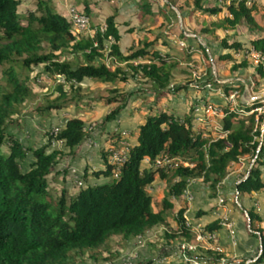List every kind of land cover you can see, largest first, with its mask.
I'll return each mask as SVG.
<instances>
[{"label":"trees","instance_id":"obj_1","mask_svg":"<svg viewBox=\"0 0 264 264\" xmlns=\"http://www.w3.org/2000/svg\"><path fill=\"white\" fill-rule=\"evenodd\" d=\"M75 1L83 4L80 11L89 16L87 2ZM210 1L183 0L176 7L186 16L188 13L190 16L194 13L217 15L222 7L211 5ZM19 3V0H0V78L3 79V83L0 81V264H69L70 259L79 260L78 256L85 254L91 257L101 254L105 260L114 258L113 244L142 237L167 223L168 210L174 206L170 198L181 201L190 180H199L214 197L230 166L248 156L257 154L249 174L236 183L235 188L238 193L258 192L264 188L260 169L264 164V132L261 130L264 114L245 116L221 107L224 113L221 128L212 132L210 138L203 133L202 123L194 127L193 106L186 116L178 118L169 110L153 112L156 107L149 105L150 112L137 126L135 141L117 178L113 177L109 157L121 138L119 130L107 140L108 147L99 150L103 168L91 171L98 183L86 184L74 193L61 188L53 195L49 182L56 178L53 174L60 175L57 166L61 160L73 157L86 141V123L80 117L67 118L56 135L51 133L45 144L36 147L26 145L12 132L20 120L24 122L22 114L49 117L71 105L85 103L81 83L89 80L112 87L104 98L90 101L112 107L103 118L104 125L126 108L133 92L120 89L132 84L130 79L135 80V84H147L150 89L142 88V91L155 95L157 102L188 86L171 87L178 63L161 54L155 38H142L141 48L122 52L121 34L114 15L105 18L104 27L90 24L92 33L78 34L71 22L56 11L52 0H35V10L23 17L18 11ZM225 7L227 15L212 22V29L202 28L201 34L206 36L216 29L233 31L245 23L250 32H262L250 44L264 57V29L252 15L253 8L248 7L245 0H232ZM139 8L141 19L154 13L151 1ZM180 37L185 41L193 38L185 37L182 32ZM237 37L223 38L220 48L229 52L216 54L214 58L218 65L222 61L233 62L231 73L249 65L246 59L235 61V54L248 50ZM184 45L178 48L188 53L190 44ZM254 70L256 87L264 79V61ZM45 78L53 84L50 92L40 98L34 82ZM207 84L211 87L208 92L220 87L213 79ZM222 86L224 94L236 90L233 84ZM237 87L242 89V86ZM201 100L210 103L205 96ZM58 141L62 142V147L50 149L51 144ZM64 151L68 154L64 155ZM160 155L188 165L142 167L145 158L153 163ZM156 175L170 183L160 210L153 209L152 196L147 190ZM101 176L109 180L99 182ZM185 211L184 206L177 209L173 231H162V252L175 241H189L193 237L185 226ZM247 212L253 229L252 222L259 221L260 217L253 210ZM203 213L197 212L196 217ZM219 227V221L214 220L205 229L215 232ZM255 231L260 234L262 252L249 264H264V233L261 229ZM212 254L208 261L217 264L220 256Z\"/></svg>","mask_w":264,"mask_h":264},{"label":"rangeland","instance_id":"obj_2","mask_svg":"<svg viewBox=\"0 0 264 264\" xmlns=\"http://www.w3.org/2000/svg\"><path fill=\"white\" fill-rule=\"evenodd\" d=\"M18 11L21 17L26 16L29 12L35 10V0H19ZM89 7V25L88 27L78 32V34H90L93 32L91 25L97 24L104 27V21L107 16L114 15L115 21L118 24V29L121 34L120 49L124 53H128L134 47H142L141 41L154 39L158 43L156 48L161 52L162 55L168 57L170 60L176 61L178 67L176 72L172 76L171 87L177 86H188L182 89L177 94H169L168 98H161L158 102L155 100V95L147 93L143 89H148L149 86L142 84H135L133 79H130L132 84L126 85L120 90L131 91L133 95L128 100L127 106L121 115H118L115 120L102 124L104 116L109 112L112 107L105 106L101 102L92 101L104 98L109 94V89L112 88L110 85H103L89 80H84L81 83V96L85 100V103L79 105H71L65 109L57 111L49 117H39L35 114L25 115L22 114L20 117L24 118L23 121L18 122V127L12 129V132L24 142L30 146H41L45 144L49 135L52 133L55 127L59 129L63 126L64 121L70 117H80L86 123L88 131V137L80 149L75 155L64 157L57 170L60 175L56 176L53 174V181L49 182L51 193L53 195L58 194L61 188L68 189L69 192L74 193L81 187H85L86 184H94L97 181L91 175L92 170H98L103 168V161L99 150L101 148H107V140L112 137V133L116 131L128 130L131 132L130 142L133 144L135 141L134 132L136 126L141 124L147 115L149 105L155 106L158 110H169L178 117L183 118L186 116L190 108L195 103H198L205 96L208 98L210 104L218 105L224 108H230L235 110L238 114L239 107H244L243 104L250 108L253 104H261L262 95L264 92V79L258 82V86L255 87L256 81L254 80L255 66L257 65L251 58L245 55V51L234 55L235 61L238 63L242 59H246L249 62L248 68L237 72L231 73L230 69L233 62L222 61L216 64L214 61L216 54H222L225 52L220 48V42L223 38H231L238 36L237 40L240 41L245 48H251L250 41L255 37L261 35L262 32H250L245 23H242L237 30L227 31L224 29H216L213 33H209L206 36L202 35L200 30L202 28H213L211 24L215 20L222 19L227 15L226 5L232 0H211V5L221 6L222 10L220 13L214 16L206 14H197L190 16L189 13L186 15L182 14L177 5L180 1L175 0H85ZM151 1V8H153V14L143 17L141 19V8L142 4ZM172 2V5L170 4ZM237 1V0H235ZM248 7L253 8L252 15L260 27L264 29V0H245ZM167 3L168 6H164ZM52 5L56 11L63 14L66 19L69 20V10L71 8L75 10H82L83 4L76 2L75 0H52ZM83 11V10H82ZM80 11V12H82ZM91 18V19H90ZM91 24V25H90ZM72 29L75 30L71 24ZM185 37L189 38L185 41L180 37V33ZM236 33V35H234ZM143 38V39H142ZM141 39V40H140ZM140 40L139 44L136 41ZM186 43L188 46V53L183 48ZM108 45V44H107ZM183 46V50L178 48ZM205 48L206 52L203 50ZM210 65V66H209ZM209 79L216 81L220 87L217 89L213 88L212 91L204 89ZM3 83V79L0 78ZM134 81V82H133ZM38 87H34L38 90L40 98L43 95H47L50 92L52 82L45 78L43 81L34 82ZM224 84H233L234 91H229L227 94L231 97L234 96V102H231L227 94H224ZM200 86V89H199ZM237 86H242V89H238ZM150 89V88H149ZM119 90V91H120ZM139 90V91H138ZM230 93V94H229ZM44 97V96H43ZM230 97V98H231ZM153 104V105H152ZM158 106V107H157ZM236 106V107H235ZM222 109V110H223ZM264 112V111H263ZM264 114V113H262ZM240 115H243L242 113ZM202 122V131L211 138V133L215 132L217 128H221V117L204 118ZM200 124H195L194 127ZM264 122L262 123V127ZM197 128V127H196ZM212 130V131H211ZM264 132V131H263ZM122 138V135H121ZM119 139V141L121 140ZM259 139V138H257ZM117 142V145L119 143ZM264 144V143H263ZM117 145L114 147L116 148ZM62 147L58 144H51L50 149H57ZM68 152L64 151V155ZM254 157L248 156L242 158V161L238 164H233L228 170V175L218 184V191L214 197L210 196V190L204 189V186L199 180H190L189 186L193 194L192 200H188L185 197L181 201L170 198V201L174 205L168 210L167 223L161 224L151 229L146 235L142 236L141 239L134 238L127 242H121L113 244V250L115 256L109 260L104 259V255L98 254L97 256L91 257L89 254L78 256L79 260H71L69 264H120L124 258H134L131 264H145L146 262H153L156 258L162 256V231L171 232L175 226V215L177 209L181 206L186 207L185 217L189 219L191 216H196L197 212L200 211H211L212 204H215L218 198L223 200L231 198L234 199V186L237 179H242L248 174V169L252 165ZM264 160V153H263ZM255 162H253L254 165ZM152 164L142 161V167H150ZM153 167V166H152ZM260 167H264V164ZM72 171H75L73 173ZM170 175V174H169ZM75 177H79L82 181V186H77ZM109 178L100 177L99 182L108 181ZM98 183V182H97ZM170 183L165 179H161L159 175L155 176L154 181L148 186L147 190L152 196V207L154 210L162 209V200L166 197L168 187ZM246 192H240L238 202L241 203L242 207L251 210V201L247 202L245 197H248ZM250 200V198L248 199ZM211 206V207H210ZM231 206L235 209V217L238 220L236 228L238 234H236L239 240L237 246L246 247L247 242L252 237L247 230L246 220L243 217L242 212L234 202ZM190 215V217L188 216ZM190 220V219H189ZM253 229H258L256 221H253ZM252 229V228H251ZM252 229V230H253ZM184 239L175 241L170 244L166 250H172L177 246L178 243ZM258 247L257 238L253 239L252 249L256 250Z\"/></svg>","mask_w":264,"mask_h":264},{"label":"built area","instance_id":"obj_3","mask_svg":"<svg viewBox=\"0 0 264 264\" xmlns=\"http://www.w3.org/2000/svg\"><path fill=\"white\" fill-rule=\"evenodd\" d=\"M69 21L71 22V24L73 25V27L75 28L77 32H81L85 30L89 25V17L85 15L83 12H80L73 8L69 10ZM245 55L251 58L256 64H259L264 61V57L252 47L249 48L245 52ZM206 87L207 89L211 90V87L209 84H207ZM230 97L229 99L231 100V102H234L235 104V101L233 100L234 96L231 98ZM238 111L240 112V114L242 113L245 116L249 114H255L256 117H258L259 115L264 113L263 112L264 111V98L262 97L261 104L253 105L249 109H245V107L244 109L239 107ZM194 115H195V120H194L195 124H201L204 121V118L208 119V118H214V117H222L224 116V113L220 106L212 105L210 103H205L204 101L200 100L198 103H195ZM219 129L220 128H217V130ZM261 130L263 133L262 126H261ZM58 131H59V128L55 127L52 133L56 135ZM121 135H122L121 140L119 141L117 147L111 150L110 157H109L110 164L113 166V177L114 178H117L120 168L126 162L128 158L129 147L132 144L130 142V131L128 130L122 131ZM260 140H262V136L260 137ZM53 144L62 145V142L58 141L57 143H53ZM256 157H257V154L254 157V160L252 161V165L248 169V174L250 172L251 167L253 166V162H255ZM241 161L242 159L240 160V162ZM144 162L152 164V166L156 168H167V167L175 168L179 165H184V166L188 165V163L186 162L179 161L176 158H171L167 155H160L156 157L153 163H151L147 158L144 159ZM72 172L75 173V171H72ZM248 174H246V176ZM74 178L76 180L77 186L80 187L83 185L82 181L79 180L78 176L77 177L74 176ZM192 196L193 194L190 190V186L188 185L187 188L183 192V197H185L186 199L190 201L192 200ZM218 202L219 203L223 202V199L218 198ZM244 214L247 219L248 230L253 231L251 229L248 212L244 211ZM223 225L228 229L230 236L233 237L234 231H233L232 224L230 222H226V223H223ZM185 226L189 228L190 232L192 233L193 237L191 238V240L189 241L183 240L182 242L178 243L177 246L173 248L172 250H164L165 252L162 253V256H160L159 258H156L155 261L151 262L150 264H166L167 263L166 257L171 254L178 256L180 261L186 264H215V263L208 261V258H203L200 255L202 254L200 250H208V251H212L215 254H219L222 248L219 244V239H218L217 234L215 232L207 231L204 225H201L199 223H193L189 219H186ZM256 233L260 237L259 232H256ZM139 239H141V237H139ZM260 247H261V242H260ZM261 252H262V249L260 248L258 255H260ZM255 259L254 260H242V259H237V258L228 259V258H224L220 256L217 260V264H249L255 261ZM133 260L134 258L127 257V258H124L120 264H131Z\"/></svg>","mask_w":264,"mask_h":264},{"label":"crops","instance_id":"obj_4","mask_svg":"<svg viewBox=\"0 0 264 264\" xmlns=\"http://www.w3.org/2000/svg\"><path fill=\"white\" fill-rule=\"evenodd\" d=\"M133 132L135 133L136 131L133 130ZM260 169H261V180L264 182V167H260ZM240 180L241 179H237L235 184L238 183ZM234 190H235V194H234L235 197L233 200L231 198H228L223 200V202L221 203H219L217 200L215 204H212L213 206L211 211L208 212L206 210L205 211L203 210L204 213L200 217H196V216L190 217V215L188 216L190 217L189 218L190 221H192L193 223H199L204 226L213 222L214 220L219 221L220 227L215 231L219 239V244L222 248L221 252L219 253V256L228 259L237 258L242 260H254L259 256L258 254L261 248L260 237L256 233L257 231L256 232H254V230L250 231L247 228L248 232L252 234L254 237L256 236L255 238H257L258 247L256 250L252 249L253 239H255L253 237L250 240H248L251 242L250 243L247 242L246 247L237 246V243L239 241L236 236V234H238V229H239L236 228V225L238 224V220L234 215L235 209L231 206V203L234 202L237 206H239L243 217H245L244 211H248L249 209L242 207L241 203L238 202L240 193L237 192L235 186H234ZM249 198L250 200H248ZM245 199H247V202L251 201L252 204L251 210H253V212L260 217V220L256 221V226L258 229H261L264 233V188L258 192H254V191L250 192V194H248V197H245ZM245 220L247 225L246 217ZM226 222H230L233 226V231H234L233 237L230 236L228 229L223 225V223ZM200 251L202 253L200 255L203 258H210L211 256H213L212 251H208V250H200ZM166 258H167L166 264H186V263H182L178 258V256L173 254L168 255Z\"/></svg>","mask_w":264,"mask_h":264},{"label":"water","instance_id":"obj_5","mask_svg":"<svg viewBox=\"0 0 264 264\" xmlns=\"http://www.w3.org/2000/svg\"><path fill=\"white\" fill-rule=\"evenodd\" d=\"M262 97L264 98V92H263V95H262ZM263 131H264V125H263Z\"/></svg>","mask_w":264,"mask_h":264}]
</instances>
